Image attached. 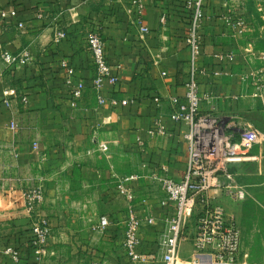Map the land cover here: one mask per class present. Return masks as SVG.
I'll return each instance as SVG.
<instances>
[{
  "label": "crops",
  "instance_id": "obj_1",
  "mask_svg": "<svg viewBox=\"0 0 264 264\" xmlns=\"http://www.w3.org/2000/svg\"><path fill=\"white\" fill-rule=\"evenodd\" d=\"M184 4L185 0H141L139 12L133 0H0L1 169L16 170L18 161L27 156L29 162L37 159L56 167L50 173L46 199L52 236L42 259L37 261L31 246L33 225L21 228L22 221L17 218L7 227L3 212L0 264H14L6 253L9 248L19 251L23 264H164L161 241L174 208L162 206L165 195L148 174L167 166L169 176L181 180L189 168L185 139L189 124L171 118L170 103L173 96L184 100L191 75ZM3 12L5 16H1ZM139 16L150 29L144 37L134 23ZM229 20L223 1L206 0L198 65L207 73L199 76V82L201 93L212 96V101H205L201 109L214 108L228 120L237 118L264 131V97L257 96L253 87V57L249 49L237 47ZM91 29L103 36L109 62L119 77L117 84L103 86L101 93L108 100L104 105L98 103V94L92 89L96 66L87 41ZM58 30L66 32L60 42L55 41ZM6 50L14 54L27 51L29 61L9 65L2 58ZM230 52L235 54L234 60L221 62L218 55ZM63 60L75 69L72 80L88 86L77 107L71 106V85ZM10 89L19 96L11 97L7 104L4 92ZM127 98L133 101L122 104ZM111 99L120 102L113 105ZM157 120L164 132L151 135L149 130ZM253 143V147L257 145ZM101 144H107L108 150H101ZM8 157L12 166L6 162ZM82 159L86 161L80 170H73V163ZM121 160H125L126 170H120ZM75 173L80 178L77 200L72 197ZM132 174L140 175L141 180L134 182L136 198L131 202L116 184L122 175ZM210 195L229 216L240 219L239 202L223 187L211 189ZM0 201L3 207L13 202L6 197ZM74 204L88 208L97 204L101 213L90 217V210L88 216L77 219L67 210L56 211L59 206ZM131 205L143 222L140 237L145 260L140 262L131 260L124 248ZM102 217L110 220L105 229L100 225ZM150 217L155 220L152 225L147 224ZM194 223L181 246L179 264H221L211 251L195 250Z\"/></svg>",
  "mask_w": 264,
  "mask_h": 264
},
{
  "label": "built area",
  "instance_id": "obj_2",
  "mask_svg": "<svg viewBox=\"0 0 264 264\" xmlns=\"http://www.w3.org/2000/svg\"><path fill=\"white\" fill-rule=\"evenodd\" d=\"M206 0H185V7L188 12V34L186 38L187 45L191 52V75L190 80L186 84V93L184 100L180 97L173 96L170 98L172 106L171 118L177 122H185L189 124V132L185 135V139L189 145V168L185 177L176 180L169 176L167 166H163L158 170H149V177L153 182L160 185L165 197L161 204L163 207L173 206L174 213L168 217L167 226L164 237L161 241L163 247L162 260L164 264H178L180 250L183 242L188 238V228L194 223L192 230V239L195 250L199 252L211 251L216 260L221 264H235L242 251V230L236 220L227 214L222 204L214 202V198L210 195V190L217 187H223L226 194L233 200L242 201L246 197V193L242 187L241 190L233 191L229 179L232 175L228 172V163L241 161L240 156L232 155L231 150L239 146L238 153H244L243 146H252L256 141V133L253 128L238 121L242 125V142H235L232 134L225 133V127H231L229 122L225 126L222 122V116L219 115L214 108L208 111L201 109L205 101L211 102L212 96L201 93L199 76L207 73L206 68H201L198 63L202 56L203 33L202 26L205 17ZM133 4L141 12V0H133ZM1 16H5L3 12ZM162 21H166V16L162 17ZM138 25L141 36L144 37L149 33L147 27L141 17H137L135 22ZM232 22L229 20V24ZM20 27L24 25L18 24ZM238 22L237 26L240 27ZM66 37V32L58 30L55 35V41L60 42ZM88 47L91 51L94 64L96 66V75L92 81V89L98 94V103L104 105L108 102L107 98L102 95L103 86L106 83L117 84L119 77L114 74L113 66L110 64L107 53L106 43L99 31L91 29L87 35ZM3 60L9 65H24L29 61V53L24 51L14 54L9 50L2 54ZM221 62H231L235 58L233 52L222 53L218 55ZM62 67L66 69L68 74L67 82L71 85V106L77 107L79 101L83 98L87 89V84L83 81L74 82L72 76L75 73L74 67L67 60L62 61ZM216 76L221 75L220 72L214 73ZM18 97V92L14 89L4 92V101L11 103V97ZM26 103L28 98L22 97ZM131 99L127 98L121 101L122 104H129ZM160 103V99H157ZM120 101L111 99L113 105H117ZM13 127H15L13 125ZM164 127L157 120L155 126L149 130L151 135L163 133ZM252 135V136H251ZM141 142V138H138ZM101 150L107 151V144H101ZM140 175L132 174L120 179L117 184L118 191L128 198L131 202L136 198L134 193V182L138 180ZM45 188L43 184H36L26 192V202L29 210H35L37 204L45 201ZM154 218L147 219V224H154ZM102 228L110 225L107 217L100 220ZM143 222L137 210L131 205L127 214L125 224L124 248L127 256L134 262L145 260V254L141 251L142 239L140 230ZM33 238L32 246L37 261L41 260L44 255V249L49 244L52 236V227L45 219L36 222L32 226ZM13 260L14 264H23L18 250L9 248L6 250Z\"/></svg>",
  "mask_w": 264,
  "mask_h": 264
},
{
  "label": "rangeland",
  "instance_id": "obj_3",
  "mask_svg": "<svg viewBox=\"0 0 264 264\" xmlns=\"http://www.w3.org/2000/svg\"><path fill=\"white\" fill-rule=\"evenodd\" d=\"M220 1H223L227 8L228 17L232 22L230 24L232 32L236 36L237 47L249 49V52L253 57V87H255L257 96L263 98L264 0ZM238 22L241 23L240 27L237 26ZM222 122L225 126H227L229 122H234L233 124L230 123V128L225 127L224 131L227 134H232V139L235 142L241 143L243 127L242 125H239L238 119L233 118L228 120V118L222 117ZM255 133L257 140L255 142H257V145L254 147L252 146L249 149L250 153H248L249 151H245L246 147L243 146L241 148L244 153L240 154L238 153L240 148L239 146H236L231 150L232 155H238L243 159L236 163H228V172L232 175L228 183L231 184L233 191L241 190V188L235 187V185H239L246 193V197L242 201H239V208L241 211L240 219H236L242 230L243 242L241 254L235 264H264V131L261 128H258V130H255ZM28 159L29 157L27 156V159L23 158L19 160V168L16 170H2L1 162L4 160L0 159V198L6 197L9 199V202L10 200L15 202H10L5 207L0 204V216H2L3 212H6L7 227L13 226L14 220L17 218L22 221L20 224L21 228L33 225L43 219L49 221L50 218L49 212L46 211V199L49 192L50 173L51 170L56 169V167H48V163L38 161L37 159H32L34 162H29ZM85 161L86 160L84 159L78 162L75 161L73 163V170H80V165H83ZM136 161L135 158V162ZM6 162H9L11 166L13 165L11 157H8ZM98 163L101 162L98 161ZM118 165L120 170H126L127 168L125 160L119 161ZM60 168L62 167L60 166ZM3 176L6 177L4 178L5 180L2 179ZM13 176H17L19 179H14L12 178ZM126 176L128 175H122L118 181ZM61 177L65 178L66 176H60V178ZM72 179V183L75 186V190L72 192V197L77 200L79 195L78 183L80 178L75 173V176H73ZM140 180L141 179H139V181ZM36 184L44 185L46 197L44 202L37 204L35 210L30 211L25 195L26 192ZM63 210H67L71 216H74L77 219L82 215H85V217L88 216L90 212V215H92L90 217L97 214L100 215L101 213V209L97 204L92 208L80 207L77 204L66 208L63 206L56 208V211L58 212ZM16 212L19 213L18 217L17 215H14ZM180 262L179 259L178 264Z\"/></svg>",
  "mask_w": 264,
  "mask_h": 264
},
{
  "label": "trees",
  "instance_id": "obj_4",
  "mask_svg": "<svg viewBox=\"0 0 264 264\" xmlns=\"http://www.w3.org/2000/svg\"><path fill=\"white\" fill-rule=\"evenodd\" d=\"M184 6H185V4H184ZM186 8V7H185ZM31 241V244H32V240H30ZM32 246V245H31ZM33 247V246H32Z\"/></svg>",
  "mask_w": 264,
  "mask_h": 264
}]
</instances>
